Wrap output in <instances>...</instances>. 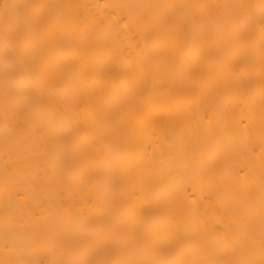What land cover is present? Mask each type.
I'll return each instance as SVG.
<instances>
[{"label": "bare ground", "instance_id": "bare-ground-1", "mask_svg": "<svg viewBox=\"0 0 264 264\" xmlns=\"http://www.w3.org/2000/svg\"><path fill=\"white\" fill-rule=\"evenodd\" d=\"M38 4H72L82 6L81 17L110 23L120 16L117 27L128 19V13L149 17L161 9H127L116 5L229 4L258 3L259 0H24ZM200 23L199 60L190 65L187 81L171 86L165 77L157 76L142 86L158 88L159 103L170 105L172 116L167 123L137 127L132 152V176L116 186H101L90 178V166L111 159L110 138L88 143L77 142L74 122L85 120L86 109L72 107L78 95L89 105L99 102L110 106L113 92L120 88V74L107 71L114 56L110 47L96 46L94 54L83 58L77 71L89 79L78 94L69 92L60 127L64 139L82 154L81 170L70 178L64 169L60 142L52 137L33 136L28 130L32 114L28 109L11 108L5 117L4 63L0 55V260L22 259L25 251L44 245L54 249L39 252L40 264L52 259H81L84 253L79 241L88 233V225L101 211H112L123 226L109 243L113 255L126 251L140 252L148 259L166 260L180 255L187 247L191 226L189 205L195 201L201 214L220 232L231 226L229 238L243 249L246 226H254L259 239V203L261 178L264 176V95L261 90L258 34L254 60L226 47L220 32L231 24L217 18L242 15L243 9L187 10ZM115 33L108 31L105 40ZM146 29L129 22L116 37L124 51L144 46ZM59 31L48 34L50 43L58 40ZM240 52L246 51L234 42ZM245 65L244 70L240 64ZM94 76V78H93ZM53 153L60 156L58 171L52 174ZM181 184L182 193L167 192L160 202L170 201L176 208L175 224H169L158 211L160 202L149 205L152 193L164 185ZM179 201V204H177ZM102 202V203H101ZM183 207V211H180ZM132 209L131 229L126 210ZM235 220V222H233ZM15 249L14 254L10 250Z\"/></svg>", "mask_w": 264, "mask_h": 264}, {"label": "snow or ice", "instance_id": "snow-or-ice-1", "mask_svg": "<svg viewBox=\"0 0 264 264\" xmlns=\"http://www.w3.org/2000/svg\"><path fill=\"white\" fill-rule=\"evenodd\" d=\"M82 6L72 4H38L24 0H0V55L3 57L5 90V117L11 108L28 109L32 118L28 121V130L33 136L52 137L60 142V154L64 160V169L70 178L75 179L81 170L82 154L64 139V131L59 121L64 116V107L69 92L78 94L89 83V79L80 75L83 58L94 54L96 46L110 47L114 56L107 71L120 74V88L113 92L110 106L99 102L89 105L78 95L73 96L74 109H86L88 117L74 122V135L77 142L88 143L96 139L110 138L114 148L111 159L99 166H90L92 181L107 187L116 186L132 176V152L134 136L138 126L144 124L167 123L172 116L170 105L159 103L158 88L142 86L150 78L165 77L171 86L177 80L187 81L192 87V78L188 75L190 65L199 60L201 48L198 32L200 23L195 15L187 10H229L243 9L242 15L233 14L217 18V22L231 24L227 31H221L220 37L226 47L234 53L254 60L256 55V36L258 34L261 90L264 95V0L258 3L229 4H165V5H124L127 9H161L159 15L142 17L128 13L110 23H101L91 17H81ZM143 25L146 29L144 46L140 50L124 51L119 46V32L128 27V23ZM59 31L57 41L50 43L48 34ZM108 31L115 33L112 40L106 41ZM234 42H240L246 51L240 52ZM245 65L240 64L243 71ZM94 78V76H93ZM60 156L53 153L50 167L57 174ZM183 185H164L159 192L152 193L149 205L160 202L163 193H182ZM102 203V202H101ZM179 204V201H177ZM183 211V207H180ZM158 211L169 224H175L176 208L170 201L160 202ZM191 226L187 247L175 258L166 260L148 259L143 253L126 251L122 255H113L109 243L122 225L115 219L112 211H101L88 227L85 238L79 241V249L84 253L81 259L65 260L55 258L50 264H264V176L261 178L259 203V239L254 226H246L244 236L247 241L241 249L235 244L236 237L229 238L231 226L225 225L220 232H214L213 225L203 218L200 206L195 201L189 205ZM131 229L132 209L126 210ZM235 222V220L233 221ZM41 250L49 253L54 249L37 245L25 251L28 258L3 259L0 264H40L38 255ZM15 249L10 250L14 254Z\"/></svg>", "mask_w": 264, "mask_h": 264}]
</instances>
